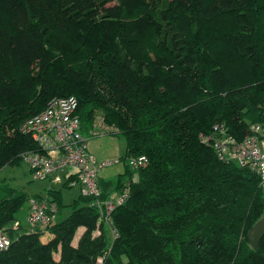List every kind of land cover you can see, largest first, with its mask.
Here are the masks:
<instances>
[{"label":"trees","instance_id":"1","mask_svg":"<svg viewBox=\"0 0 264 264\" xmlns=\"http://www.w3.org/2000/svg\"><path fill=\"white\" fill-rule=\"evenodd\" d=\"M69 98L72 132L50 134L59 152L123 137L124 173L99 184L103 199L129 197L101 214L50 188L47 233L30 207L26 227L17 220L27 197L6 189L0 264H264V237L258 250L248 239L264 217L261 179L215 148L264 128V0H0V171L46 153L23 127L51 111L58 121Z\"/></svg>","mask_w":264,"mask_h":264},{"label":"built area","instance_id":"2","mask_svg":"<svg viewBox=\"0 0 264 264\" xmlns=\"http://www.w3.org/2000/svg\"><path fill=\"white\" fill-rule=\"evenodd\" d=\"M61 105L62 110L59 111L58 121L53 120L51 111L42 120L36 118L24 125L23 131L25 133L33 132L34 138L46 152L43 155L39 153L27 155L25 158L26 164L32 170L35 179H49L52 184H62L65 180L75 177L76 183L82 187L83 196H90L93 199L92 205L96 206L101 214H109L126 201L129 197L128 189L125 188L121 193H113L103 199L99 186V172L102 168L98 164L102 166L107 164L97 162L91 154L86 156L85 147L74 151L70 145H66L67 151L59 152L50 134L56 129L57 139L59 138L62 142L65 140L66 134L72 132L66 130V123L77 102L74 98H69L62 101ZM263 135L264 128L254 126L252 134L244 140L237 141L232 137H223L217 141L215 148L221 159L234 162L240 167L248 168L256 173L260 177L264 189V145L263 147L260 145V139L264 137ZM69 153L75 155L76 158L69 160L67 158ZM128 164L133 171H139L147 166L148 159L145 156L138 159L133 158L128 161ZM71 168L76 169L75 175L69 171ZM29 203L30 224H51L56 219L58 206L54 202L48 199L35 198ZM12 227L17 230L19 223L16 222ZM11 243V238L0 231V251L7 250ZM106 259L107 254L99 257L95 264H107Z\"/></svg>","mask_w":264,"mask_h":264},{"label":"rangeland","instance_id":"3","mask_svg":"<svg viewBox=\"0 0 264 264\" xmlns=\"http://www.w3.org/2000/svg\"><path fill=\"white\" fill-rule=\"evenodd\" d=\"M260 145L263 147L264 137L260 139ZM126 146L127 143L123 137L103 136L100 138L90 140V142L88 143V150L91 153V155L94 156L97 162L107 164L106 166H102L98 164L100 168H102L99 172L101 181L103 182L115 181L117 180L120 174L124 173L126 163L121 161V159L126 153ZM67 158L69 160H74L76 157L75 155H71L69 153L67 155ZM69 171L71 172V174L76 173V169L73 168L69 169ZM72 185L73 187H71ZM51 187H52V183L49 179H43V180L35 179L30 168L26 163H21L20 165H16V166H7L0 171L1 197L6 196L7 193L6 189L13 190L15 192L23 191L27 197L26 203L24 204L20 212L17 214V220L21 222V224L25 227L27 225V220H28V213L30 207L29 202L32 199L38 197L41 198L51 197L48 194V190H50ZM54 189L58 191L61 190L65 205L73 203L82 194L80 185L77 184L75 181L70 182L68 185L55 186ZM86 197H90V196H86ZM91 207H95V206H91ZM70 213L71 210L64 209L63 213H61V218L65 219V217H67ZM52 224L53 223L51 224L34 223L33 227L34 228L39 227L43 231L48 233L49 232L48 230L52 226ZM107 231L108 233H110L109 229H107ZM83 233L84 232L82 229L76 233V236L74 237V241L72 244L73 247H77L79 245L81 239L80 237H82ZM53 234L54 233H49L44 235L43 236L44 242L48 243L49 241H51L52 238H54ZM56 256L57 259H60L58 254H56Z\"/></svg>","mask_w":264,"mask_h":264},{"label":"water","instance_id":"4","mask_svg":"<svg viewBox=\"0 0 264 264\" xmlns=\"http://www.w3.org/2000/svg\"><path fill=\"white\" fill-rule=\"evenodd\" d=\"M108 234L110 237L112 236L111 231ZM263 237H264V217L259 219L248 233V239L250 241V245L254 250H258L260 242L263 239Z\"/></svg>","mask_w":264,"mask_h":264},{"label":"clouds","instance_id":"5","mask_svg":"<svg viewBox=\"0 0 264 264\" xmlns=\"http://www.w3.org/2000/svg\"><path fill=\"white\" fill-rule=\"evenodd\" d=\"M134 172H138V171H134ZM76 174V173H75ZM75 174H73V175H75ZM72 181H75L76 182V179H75V177H73V178H71L70 180H65L62 184H52V187H51V189H54V187L55 186H58V185H65V184H69L70 182H72ZM78 184V183H77ZM99 186H100V184H99ZM71 187H73V185L71 186ZM100 188H101V186H100ZM50 189V190H51ZM108 197V196H107ZM39 199H48V200H50L49 198H51V197H46V198H41V197H38ZM56 220H57V217H56ZM55 220V221H56ZM107 229H109L111 232H112V236H111V238H113L114 237V235H115V231L114 230H112V229H110V227H106V230Z\"/></svg>","mask_w":264,"mask_h":264}]
</instances>
